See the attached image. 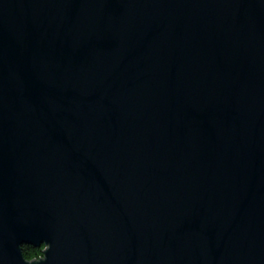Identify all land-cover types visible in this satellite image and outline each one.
<instances>
[{"label": "water", "instance_id": "1", "mask_svg": "<svg viewBox=\"0 0 264 264\" xmlns=\"http://www.w3.org/2000/svg\"><path fill=\"white\" fill-rule=\"evenodd\" d=\"M0 264H264V0H0Z\"/></svg>", "mask_w": 264, "mask_h": 264}, {"label": "trees", "instance_id": "2", "mask_svg": "<svg viewBox=\"0 0 264 264\" xmlns=\"http://www.w3.org/2000/svg\"><path fill=\"white\" fill-rule=\"evenodd\" d=\"M44 249L45 246H41V247H35L33 245H25L23 246V253L24 256L29 259H36V258H42L44 255Z\"/></svg>", "mask_w": 264, "mask_h": 264}]
</instances>
